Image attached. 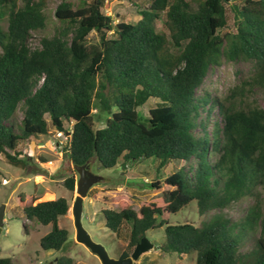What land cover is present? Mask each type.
Segmentation results:
<instances>
[{
    "label": "trees",
    "instance_id": "16d2710c",
    "mask_svg": "<svg viewBox=\"0 0 264 264\" xmlns=\"http://www.w3.org/2000/svg\"><path fill=\"white\" fill-rule=\"evenodd\" d=\"M146 1L134 24H113L102 12L105 0H82L76 7L61 1L53 10L59 29L31 49L30 33L47 24L46 0H0V22L7 18L5 29L0 23V155L12 166H25L26 160L7 150L15 151L20 142L45 135L51 127L53 133L69 134L63 149L72 166L97 161L113 169L119 162L124 167L152 159L160 171L182 163L161 186L151 183L162 191L159 201L138 212L126 205L103 210L105 227L118 233L123 223L130 224V250L147 231L164 227L160 250L194 252L195 264H264V205L259 199L264 109L251 97L255 90L264 93V0L232 6L235 31L223 35L219 32L227 26L231 0ZM160 16L168 34L156 31ZM91 33L95 44L88 43ZM224 61L250 63L252 74L221 97L198 96L208 71ZM149 99L159 102L144 117L138 108ZM19 109L16 133L13 120ZM100 119L103 126L97 128ZM75 184L74 175L63 180L70 192ZM249 196L254 203L239 222L214 214L199 227L168 224L171 214L193 201L204 215ZM18 205L25 220L51 226L40 248L63 251L68 232L58 219L69 210L67 200L25 205L19 195ZM252 232L258 233L253 248L240 253ZM127 257V252L120 256ZM0 264L14 263L1 257ZM54 264L73 260L61 255Z\"/></svg>",
    "mask_w": 264,
    "mask_h": 264
},
{
    "label": "rangeland",
    "instance_id": "374dc122",
    "mask_svg": "<svg viewBox=\"0 0 264 264\" xmlns=\"http://www.w3.org/2000/svg\"><path fill=\"white\" fill-rule=\"evenodd\" d=\"M61 1L69 2L73 7H76L82 0H46L44 13L47 17V24L44 29L30 33L28 45L31 49L38 48L41 39L52 37L59 29L60 23L53 16V10ZM244 1L231 0L226 4L228 23L219 32L221 35L235 31L232 6H239ZM147 5L146 0H137L133 3L120 0H105L102 12L104 15L111 17L113 24L119 22L134 24L141 18L140 10L147 8ZM193 6L195 5L193 4ZM0 23L5 29L7 18L4 17ZM156 31L168 34L162 18L156 21ZM96 42V35L91 33L88 36V43L95 44ZM251 67V64L247 62L228 63L224 61L221 65L212 67L208 71L202 86L197 89L196 94L200 96L208 93L211 97H221L228 89L238 84L242 78L250 76L252 74ZM251 97L264 109V93L262 91L255 90ZM158 102L159 100L157 99H149L147 103L138 108L139 113L147 117L149 109L154 108ZM204 116L205 114L202 112L201 118H204ZM213 116H216V111H213ZM21 120L22 114L21 109H19L17 117L13 120L16 133L19 132ZM103 122L104 120L100 119V122H95V126L101 128ZM66 128L70 132L69 127ZM59 140H62L64 144L65 139H57L53 129L49 127L47 134L29 137L27 140L20 142L15 151L7 150L11 155L19 154L17 158L20 160H26L25 166H12L3 155H0V206L3 204L7 205L0 233V258L10 257L13 259L14 264H54V260L57 257L66 255L73 260V264H101L97 256L75 241V228L71 208L76 198V191L75 189L73 192L66 190L63 186V180L70 175H74L77 180L78 175L72 171V165L68 162L64 149L56 146ZM34 144L42 147H36L35 152H32L31 149L34 148L32 147ZM46 151L52 153L53 158H51V163L44 165L46 168L49 167V171H44L45 173L42 174L41 170L43 168H41V163L39 164L37 160ZM50 157L48 156V158ZM39 162H41L40 159ZM157 165L158 162L152 159L136 161L133 165L129 163L124 165V167L119 162L113 169H105L97 161L90 163V171L103 178V181L93 185L89 189L87 197L84 198L81 224L90 235L92 241L104 246L112 259H119L123 252H127L129 257L133 252L134 249L130 250L127 247L130 224L123 223L118 233H113L105 227V219L102 212L103 210L119 211L124 205L138 212L142 205L159 201L162 191L151 188V183L159 182L161 186L164 178L182 167L183 164L173 162L160 171L157 170ZM39 174L44 175V178L34 177ZM3 180H8L7 184L2 183ZM43 181L46 182L45 185H48L50 190L55 192L56 199L65 198L69 204L67 214L58 219V226L68 232V240L63 251L48 252L40 248L39 240L49 233L51 226H42L25 220L22 209L18 205L19 195H26V203L28 204L30 203V197L34 195L40 196L41 193L36 190L38 189L36 186L42 185ZM259 192V199L264 205V189L259 190ZM52 197L53 195H51ZM46 199L49 198H41L42 201H46ZM253 203L254 198L249 196L232 203L228 208L200 215L196 202L193 201L178 213L171 214L168 224L189 223L199 227L214 214H220L232 222H239ZM24 224L27 226V231ZM145 236L156 248L143 253L135 264H195L194 252H189L186 255H177L160 250V246L164 243V227L151 229L146 232ZM257 236L258 233L252 232L249 234L240 246V253L249 252L253 248L254 239Z\"/></svg>",
    "mask_w": 264,
    "mask_h": 264
},
{
    "label": "water",
    "instance_id": "95a60500",
    "mask_svg": "<svg viewBox=\"0 0 264 264\" xmlns=\"http://www.w3.org/2000/svg\"><path fill=\"white\" fill-rule=\"evenodd\" d=\"M72 171L76 172L78 175L75 184L76 198L71 208L73 225L75 228V241L77 243L83 245L93 255L97 256L101 264H135L143 253L156 248V246L144 236L137 243L129 257L119 259L110 258L104 246L93 242L90 235L81 224L83 200L87 197L89 189L93 185L102 182L103 178L90 171V164L72 166ZM4 210L5 205L3 204L0 206V233L3 226Z\"/></svg>",
    "mask_w": 264,
    "mask_h": 264
},
{
    "label": "crops",
    "instance_id": "0c3cea01",
    "mask_svg": "<svg viewBox=\"0 0 264 264\" xmlns=\"http://www.w3.org/2000/svg\"><path fill=\"white\" fill-rule=\"evenodd\" d=\"M32 147H34V148H32L31 149V151L32 152H35V149H36V147H42V146H39V145H36V144H34V146L32 145ZM41 153V152H40ZM53 154L52 153H48L47 151H46V153L44 152V154H42V156L39 158L40 159V161L41 162H39V159L37 160V162L41 165V168H43V170H41L42 171V174H44L45 172L44 171H49L48 169H49V167L48 168H46L44 165H46V164H48V163H51V161H52V159L51 158H53V156H52ZM48 156H51L50 158H48ZM60 158L62 159V155L60 154ZM43 165V166H42ZM51 169V168H50ZM35 178L36 177H42V178H44V175H41V174H39V175H35L34 176ZM6 181H8V180H6ZM50 181H52V180H50ZM44 182V181H43ZM46 184V182H44L42 185H40V186H36L38 189H36V190H39L40 191V193H41V195L40 196H36V195H34L33 197H30L29 198V202L30 203H33V204H36V203H39V202H41L42 200H41V198H46V196L48 195H53V197L51 198L52 200H55L56 199V194H55V192L54 191H52V190H50L49 189V187H48V185H45ZM2 185V184H1ZM24 197V204L25 205H29L28 203H26L27 202V197H26V195L25 196H23ZM50 199V198H49ZM47 200V199H46ZM49 201H51V200H49ZM43 202V201H42ZM6 208H7V205H5V210H6ZM5 210H4V212H5ZM48 252H51V251H48ZM12 259V258H11ZM12 261H13V259H12ZM13 263H14V261H13Z\"/></svg>",
    "mask_w": 264,
    "mask_h": 264
},
{
    "label": "built area",
    "instance_id": "2783aa9c",
    "mask_svg": "<svg viewBox=\"0 0 264 264\" xmlns=\"http://www.w3.org/2000/svg\"><path fill=\"white\" fill-rule=\"evenodd\" d=\"M54 135H55V137L57 139H60V138L65 139L64 140L65 141L64 144H63V141L62 140H59V142L56 143L57 144L56 146L58 148H62L63 149V147H64L63 145H66L67 142H68V135L67 134H64L62 132H56V133H54ZM2 183L7 184V181L6 180H3Z\"/></svg>",
    "mask_w": 264,
    "mask_h": 264
},
{
    "label": "bare ground",
    "instance_id": "6f19581e",
    "mask_svg": "<svg viewBox=\"0 0 264 264\" xmlns=\"http://www.w3.org/2000/svg\"><path fill=\"white\" fill-rule=\"evenodd\" d=\"M46 198H51V195H49V196H46Z\"/></svg>",
    "mask_w": 264,
    "mask_h": 264
}]
</instances>
